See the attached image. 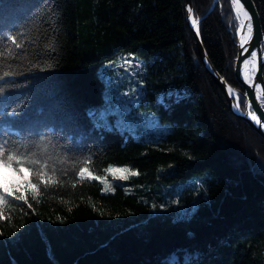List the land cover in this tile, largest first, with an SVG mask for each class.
<instances>
[{
  "label": "trees",
  "instance_id": "1",
  "mask_svg": "<svg viewBox=\"0 0 264 264\" xmlns=\"http://www.w3.org/2000/svg\"><path fill=\"white\" fill-rule=\"evenodd\" d=\"M213 1L191 0L194 17L206 15L203 46L243 90L234 9ZM253 1L264 32V0ZM0 22L21 44L0 42V141L57 169V183L35 201L15 184L32 208L13 196L0 209V264H264V138L232 113L206 70L185 0H0ZM122 53L146 61L145 103L168 133L141 140L89 114L103 100L99 67ZM174 91L183 96L158 100ZM113 164L137 171L139 184L191 180L177 196L188 212L176 217L173 204L152 212L140 193L104 192L76 176Z\"/></svg>",
  "mask_w": 264,
  "mask_h": 264
},
{
  "label": "rangeland",
  "instance_id": "2",
  "mask_svg": "<svg viewBox=\"0 0 264 264\" xmlns=\"http://www.w3.org/2000/svg\"><path fill=\"white\" fill-rule=\"evenodd\" d=\"M234 37L236 44V31ZM146 73V61L132 53H122L118 57L103 63L99 67V74L104 82L103 100L98 104L88 107V112L92 116L94 122L102 127H110L121 132L130 133L135 138L141 140H151L168 133L171 129V125L166 122H161L155 112L145 103ZM181 96H183L182 93L175 91L170 94L161 93L158 100L168 104ZM240 96L242 95L237 93V101L241 107L239 100ZM244 109L242 110L244 111ZM112 166L128 167L132 169L127 164H113ZM174 166V164H171L169 166L160 167L158 168V174L172 171ZM90 171L93 175L104 176L114 188L116 185H121L127 191L140 193V198L144 202L150 204L152 212H156L159 206H163L161 208H168L171 204L176 206L174 212L176 217L184 216L188 212L186 209L187 203L185 201L178 203L177 196L182 193L186 186L192 184L191 180L177 182L171 179L169 181H155L139 184L134 181V176H129L128 180L121 181L115 180L111 174L105 173L104 171L102 173ZM25 175H27V173H25ZM0 181L2 185L7 186L16 184L21 180L13 171L0 168ZM204 183L205 181L203 180V184ZM103 187L102 185V189ZM190 193L191 192H188L187 195H190ZM166 203L167 205L165 206L164 204ZM153 205H156V207H153ZM171 259L174 260V256H172Z\"/></svg>",
  "mask_w": 264,
  "mask_h": 264
},
{
  "label": "snow or ice",
  "instance_id": "3",
  "mask_svg": "<svg viewBox=\"0 0 264 264\" xmlns=\"http://www.w3.org/2000/svg\"><path fill=\"white\" fill-rule=\"evenodd\" d=\"M230 4L235 10V19L238 21L236 35L239 36V47L243 50L241 55L248 53L250 57V59L243 60V78L244 81L248 83L250 87H252L258 58L257 50L253 49L251 52H249V48L246 47L253 39L254 26L252 15L245 9V5L241 3V0H230ZM187 12L189 14L188 18L191 22V25L193 29H195L197 36H199V20L198 18H194L192 7H187ZM14 31V26L8 27L6 24L0 22V42H11L15 48L20 49L21 44L16 42ZM261 43L264 44V40H262ZM261 51H264V49H261ZM260 63H264V58H261ZM250 65L251 71L249 70ZM261 80L264 81V73L261 74ZM254 90L257 94V100L264 101V90L261 89L260 82L255 83ZM228 92L230 94L232 93V89L230 87L228 88ZM249 115L251 116L252 120L256 121L258 124L260 123L253 112H250ZM87 162L88 161H85V164ZM50 164V160L41 158L35 152L21 151L9 141H0V168L9 169L18 175L24 186V190H30L33 201L37 199V196L41 190V186H43L46 191L49 185L57 183L55 178L57 169L51 167ZM103 171L105 173L111 174L115 180L121 181L128 180L129 176L139 175L137 171H134L128 167H113L112 165H109ZM25 173H27V175H25ZM76 176L81 181L84 179L98 181L104 186V192L115 191V188L104 176L93 175L88 167H79ZM12 189V191H9L8 186L0 185V209H2V206L7 204L9 202V198L13 196V203L23 201L28 208H32V204L28 203L25 195H16V192L21 191L20 185L14 184L12 185ZM153 207H156V205H153ZM2 218L3 212L0 210V219Z\"/></svg>",
  "mask_w": 264,
  "mask_h": 264
},
{
  "label": "water",
  "instance_id": "4",
  "mask_svg": "<svg viewBox=\"0 0 264 264\" xmlns=\"http://www.w3.org/2000/svg\"><path fill=\"white\" fill-rule=\"evenodd\" d=\"M216 1L217 0L213 1V5L216 3ZM241 3L245 5V9L249 11V13L252 15L253 26H254L253 39L250 42V44L247 45L246 47L249 48V52H251L253 49L257 50L258 52L257 67L255 70L253 86L250 87L249 84L244 81L243 73H242L243 72V60L248 59L249 54L244 53V55H241L243 50L239 47V36L236 35L237 55L235 57V62H234V77L237 83L243 88V91L231 86L225 80V78L217 71V69L213 66L212 62L210 61L206 53V50L203 46L200 34L199 36H197L196 31L195 29H193L191 22L188 18L189 14L187 12V7L189 6L192 7L191 0H185L186 21L194 35L196 48H197L199 57L202 63L204 64L206 70L209 72V74L212 76V78L215 80V82L219 85V87L225 94L230 110L235 116L244 120L250 127H252L260 136L264 138V101L257 100L256 98L257 94L254 90V85L257 82L261 83V89L264 90V81L261 80V74L263 73L264 63H260L261 58H264V51H261V49H264V44L261 43V41L264 40V32H263L260 15H259V12L257 10V7L254 1L253 0H241ZM205 16L206 15H204L201 18H198L199 24ZM232 35L234 36V34ZM229 87L232 89V94L228 92ZM237 93L241 94L243 98L245 99L244 111L241 109L237 101ZM250 112H253L256 115L257 119L260 121L259 124L256 121L251 119V116L249 115Z\"/></svg>",
  "mask_w": 264,
  "mask_h": 264
},
{
  "label": "bare ground",
  "instance_id": "5",
  "mask_svg": "<svg viewBox=\"0 0 264 264\" xmlns=\"http://www.w3.org/2000/svg\"><path fill=\"white\" fill-rule=\"evenodd\" d=\"M235 11V10H234ZM248 59H250V57L248 58ZM249 70L251 71V65L249 66ZM242 73H244V66H243V72ZM232 94V93H231Z\"/></svg>",
  "mask_w": 264,
  "mask_h": 264
}]
</instances>
